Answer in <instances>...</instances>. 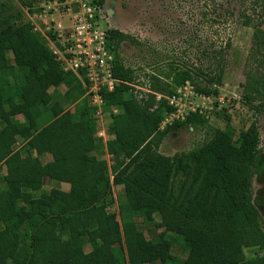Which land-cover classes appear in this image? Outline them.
<instances>
[{
	"label": "trees",
	"instance_id": "1",
	"mask_svg": "<svg viewBox=\"0 0 264 264\" xmlns=\"http://www.w3.org/2000/svg\"><path fill=\"white\" fill-rule=\"evenodd\" d=\"M8 1L0 0V12ZM183 1L194 3L200 23L213 30L214 65L207 74L171 64L150 75V93L139 99L138 71L117 58L134 38L109 32L119 80L114 91L103 92L105 111L119 110L106 145L111 166L100 158L98 108L79 78L63 70L33 25L1 22L7 25L0 29V172L6 167L7 173H0V264H264V255H246L247 249L264 251L253 199L255 177L264 169L257 121L239 135L230 126L213 129L183 156L160 152L172 132L208 126L194 113L161 128L175 111L168 99L179 88L190 83L202 95L216 93L201 84L223 82L236 25L253 32L242 98L255 113L264 109V0ZM60 86L74 111L50 92ZM45 155L52 160L44 163ZM46 178L70 188L43 193ZM115 186L125 190L120 220L111 211ZM135 216L148 223L160 218L165 231L157 242L139 230ZM175 244L187 252L185 259L172 254Z\"/></svg>",
	"mask_w": 264,
	"mask_h": 264
},
{
	"label": "rangeland",
	"instance_id": "2",
	"mask_svg": "<svg viewBox=\"0 0 264 264\" xmlns=\"http://www.w3.org/2000/svg\"><path fill=\"white\" fill-rule=\"evenodd\" d=\"M49 1L9 0L5 9L0 12V29L6 27L7 24L1 23L5 21L10 22L12 26L23 23L32 25L31 17L35 14L38 16L43 14L46 10L45 5ZM104 2L106 8L112 10L113 16L101 22V28L104 30L117 29L134 38V42H126L121 46L117 58L126 66L138 71V86L134 94L138 95L139 99L147 97L150 93V75L167 70L171 64L184 67L199 75L213 70V55L215 54L211 53L213 51L211 49L213 30L209 28V25L203 26L200 23L202 20L197 16L198 10L195 11L194 3L183 0H104ZM63 21L68 25L66 19ZM36 24L44 27L40 20L39 22L37 20ZM39 33L44 37L43 33ZM231 35V49L226 56L223 82L218 85H208L206 82L201 84V87H207L216 93L211 96L202 95L197 92L194 85L189 83V87L186 90L182 87L181 93L178 94L176 109L180 110V117L187 118L190 114L199 113L204 117L208 126L197 131L182 128L172 132L160 148L163 155L175 157L189 154L207 139V134H211L213 129L225 130L227 126H230L234 133L239 135L253 121H257L261 135L260 147L264 158V109L260 113H255L242 98L246 75L252 65L250 50L253 32L251 29L236 25L232 28ZM203 49H208L207 53H202ZM10 60L13 62L12 57ZM260 72L264 76V67ZM50 92L62 103L65 110L74 111L76 104H70L66 100V87L52 88ZM129 96L130 94L127 95ZM104 108L105 105L101 108V115L97 116L98 125L99 129L104 130L106 134L108 131L110 136L112 116L118 114L119 111L116 113L113 108L105 111ZM19 119L23 118L19 117ZM177 122V118L170 114L165 117L161 128L165 129ZM97 139L100 141L106 138L99 136ZM17 149L19 145L15 146V150ZM101 158L107 160L110 166L113 165V158L106 150L103 151ZM42 160L48 163L52 157L45 155ZM0 173L5 175L6 167H3ZM56 187L64 191L70 188L68 184H58L46 178L42 192L49 193ZM124 193L123 186L114 187L115 204L111 211L118 215V220H120L119 204L124 200ZM253 199L260 211L264 228V169L255 177ZM134 219L139 230L153 242H157L160 234L165 231L158 216H155L154 221L150 223L140 216H135ZM85 250L86 252L91 251L88 243L85 245ZM172 254L182 259L188 255L178 244L173 246ZM246 255L248 258H253L257 255H264V251L247 249Z\"/></svg>",
	"mask_w": 264,
	"mask_h": 264
},
{
	"label": "built area",
	"instance_id": "3",
	"mask_svg": "<svg viewBox=\"0 0 264 264\" xmlns=\"http://www.w3.org/2000/svg\"><path fill=\"white\" fill-rule=\"evenodd\" d=\"M45 9L40 16L31 17L33 27L36 26L34 30L43 33L63 70L79 78L91 105L98 108L97 116H100L105 105L103 92H112L119 84L113 73L116 55L110 47L109 32L113 29L104 30L100 26L113 16L112 12L106 9L104 0H50ZM37 20L42 22L44 29L36 24ZM189 85L187 83L183 89ZM176 92V96L168 99L175 108L172 117L185 122L187 118L180 117V110L176 109L181 88ZM113 109L116 113L119 111ZM98 136L105 138V131H99Z\"/></svg>",
	"mask_w": 264,
	"mask_h": 264
},
{
	"label": "crops",
	"instance_id": "4",
	"mask_svg": "<svg viewBox=\"0 0 264 264\" xmlns=\"http://www.w3.org/2000/svg\"><path fill=\"white\" fill-rule=\"evenodd\" d=\"M97 126H98V132L99 131H101V129H99V125H98V121H97ZM98 132L96 133V135H95V137L96 138H99V136H98ZM107 136H108V139H107ZM110 136H111V138H110ZM110 136H109V134H108V131H107V134H106V139H101L100 141V143L104 146V151L106 150V152H107V148H106V145H107V142L110 140V139H112V138H114V136H112L111 134H110ZM103 140H105V141H103ZM100 158H101V156H100ZM102 159H104V158H102ZM68 191V190H67Z\"/></svg>",
	"mask_w": 264,
	"mask_h": 264
},
{
	"label": "flooded vegetation",
	"instance_id": "5",
	"mask_svg": "<svg viewBox=\"0 0 264 264\" xmlns=\"http://www.w3.org/2000/svg\"><path fill=\"white\" fill-rule=\"evenodd\" d=\"M105 6H106V3H105ZM107 9V8H106ZM108 10H110L111 12H112V10L111 9H108ZM113 14V13H112Z\"/></svg>",
	"mask_w": 264,
	"mask_h": 264
}]
</instances>
